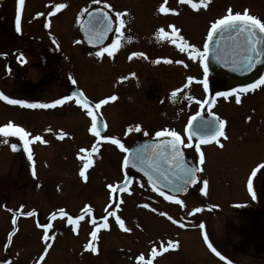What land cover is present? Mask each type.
<instances>
[{"label":"rangeland","instance_id":"374dc122","mask_svg":"<svg viewBox=\"0 0 264 264\" xmlns=\"http://www.w3.org/2000/svg\"><path fill=\"white\" fill-rule=\"evenodd\" d=\"M105 2L112 5V9L108 10L111 14L114 13V0H101L100 4L93 3V0H70L66 3L67 7L59 11L53 7L59 4L57 0H25L20 11L21 20L24 22L21 23V32L18 33L10 24L0 25V92L10 98L23 99L30 103H52L56 99L69 96L64 92V87L83 85L90 92L88 96L92 95L94 104L105 97L112 95L118 97L119 85L114 88L112 78L101 81L102 71H99L98 60L90 57L88 63L85 59L92 50L86 47L79 35V27L86 15L84 13L81 16L82 10L104 8ZM220 2L224 6L233 4L238 10H242L248 4L251 6L249 0H220ZM13 6L7 2L2 12L7 14L6 19L9 22L16 25L17 9ZM180 9L178 11L175 9L176 13L156 15V8H153L150 21L177 24L182 27L190 26L187 23H178L187 22L191 18ZM38 13L44 15H37ZM152 13L155 16H152ZM48 22L50 27L45 26ZM209 26H211L209 23H193L187 28L189 38L187 40L194 42L196 34L200 31L202 34L207 33ZM53 40L56 43H53ZM52 50L61 53V58H70L74 68L78 69L79 74L77 73L73 78L75 84L71 79L73 75L69 77L70 82L69 78L64 76L63 82L62 79L58 82L56 91L52 92L49 87L46 90L38 88L40 92L32 95V92L28 93L31 88L18 81L19 75L17 76L15 71L5 72L6 60L1 59L4 58V54L14 61L17 58V51H21L24 56H27L25 55L27 52L30 58L27 57L26 64L23 68L20 67V72H26V77H32L35 81L41 80V83L49 84L51 82L48 75H45L42 69L35 70L33 67L46 68L48 71L52 67L59 69L55 59L47 56ZM153 74L160 82L168 77V72L164 70ZM142 77L144 76L137 78L145 83L144 87H147L148 79ZM137 78L127 77L123 81L128 87H132ZM168 79L170 84L163 85L162 93L174 86L171 78ZM138 85V88H141V84ZM191 85L194 84L191 83L186 87V91L178 92L175 98L182 102L183 109H175L168 105L158 111L159 125L181 124L182 129H186L187 122L196 114L197 101L202 102L206 94L203 84L200 85L202 89L198 88L192 94L194 87ZM24 88L25 92H23ZM188 96H192L193 99L189 100ZM150 98L148 100L156 104L157 98ZM261 98L264 102V92ZM255 101L258 102L259 98ZM116 106L118 105L112 104L110 100L106 106H101L103 107L101 113L109 119L114 130H126L130 126V119L124 121L118 119L119 115L115 114ZM229 106L230 104L221 101L215 114L226 122L228 137L232 139L229 144H225L224 150H213L215 165L213 167L211 165L205 173L203 172L201 182L196 188V195L189 193L195 185L187 193L189 194L187 197L183 196V206L180 204L173 206L165 200L157 201L150 189L138 184L134 190L136 202L139 204L137 208L133 206L130 209L134 214L129 210L130 214L124 213L122 217L115 213L130 231L122 229L115 221V216H109V227L99 228L97 239L92 240L90 233L95 228L91 220L95 218L99 226L103 223L102 218L107 214L105 209L114 210L115 204L109 198L114 194L107 185L117 184L121 172L119 167L120 161L122 164L121 157L109 146L106 148L98 146L99 142L94 141L89 132L91 126L87 127L89 116L86 112L78 111L72 100L66 101L62 106L48 109H29L0 100V126L11 121L30 132L29 139L32 143L28 147L31 148L35 161V176H33L32 162L27 159L23 142L18 137L3 138L7 139L8 143L0 142V264H144L138 259L140 255H144L145 260L151 259L153 264H223L208 248L204 240L205 233L208 241L217 251L229 256V261L233 264H264V255L258 250L253 251L247 247L248 251L243 253L231 249L230 246L238 244L243 238L245 241L249 239L251 243L259 241L264 251V212L260 222H253L257 217L255 213L264 207V168L261 170L259 168L256 176L252 177L255 199L247 188L251 172L257 169L259 163L264 164V162L254 157L255 154H259L257 151L255 153L247 151L248 153L245 152L243 155H237L234 151V148L243 142L246 148L249 147L248 144L254 142V150L263 149L264 118L260 123L262 132L258 134L262 139L260 143L256 136L246 135L247 130L252 133L256 127L245 128L241 115L237 114L233 117ZM262 107L264 108V104ZM127 115H130L129 112ZM61 131L68 134L63 139L59 138ZM36 135H40L47 143L34 141L33 137ZM242 136L245 138L244 141L241 139ZM13 143L20 146L21 150L18 153L11 152L10 145ZM94 145L96 151L90 157L92 164L82 177L80 171L85 161L79 157L88 158V152L80 153V149L91 150ZM203 180L208 181L206 189L203 188ZM109 204L111 207H108ZM143 204L148 207L142 206ZM86 205L92 207L93 214L82 212ZM197 207L202 208V211L193 213V209ZM59 209H64L74 220L81 215L84 219L70 224L68 216L59 214ZM30 211H34L36 215H24ZM53 213H57L55 219H51ZM14 215L15 224L12 223ZM168 216H171L172 220L168 219ZM46 223L52 224V228L47 230L50 237L48 241L43 239L45 229L38 226ZM201 224L204 228L200 227ZM252 224L257 228L259 224L260 234ZM168 241H178V249H169L161 253V243L167 246ZM89 243L97 249L96 252L85 248ZM48 244H51L50 248H47ZM153 246L158 252L155 258L151 256Z\"/></svg>","mask_w":264,"mask_h":264},{"label":"flooded vegetation","instance_id":"af4514ba","mask_svg":"<svg viewBox=\"0 0 264 264\" xmlns=\"http://www.w3.org/2000/svg\"><path fill=\"white\" fill-rule=\"evenodd\" d=\"M57 1L59 3H64V4L70 2V0H67L65 2L63 0H57ZM114 1H115V12L116 11L127 12V15L122 17L123 19H125L126 23H125V27L121 30L124 35L120 41V47L113 52V55L111 57L108 56L107 53H104L102 57L96 55L97 52L101 51L102 47L108 46L115 39V35L113 33H109L105 39V42L98 47H91L85 44L87 48L92 50L91 52H88V56H86L87 58L85 59L88 61V63H90V60H89L90 57L92 59L98 60L99 71L100 70L102 71L101 72L102 82H104V80H110V78H112L113 87L115 88V86L119 85L118 86L119 87L118 97L115 101H112V104L116 103L118 106L121 105L119 108L118 106H116L115 114L119 115L118 119H121V121L130 119V124H129L130 126L126 130H114L109 123V119L107 117H104L101 113L103 111V107H101L102 108L101 110L94 108L93 114L97 115L101 119V121L104 123V133L101 135V137L117 138L127 148L131 149L137 142H142L146 140H160V139L164 140L165 138H157L155 136V133L157 131L167 128V129H173L179 132L185 142V146H182V152H183L184 159L193 167H198V168L203 169L202 171L198 172V183L189 192L192 195H196L197 194L196 188L199 186V183L201 182V179L203 177V172L205 173V171L208 170V168H210L211 165L212 167L213 165H215V158H214L215 151L213 150H219V151L224 150L225 144L226 143L229 144L232 138L228 137V134H227L228 126H227V128L224 127V132L227 138L225 139L223 136H219L216 138L217 140H219V144L216 142V140H211L208 143L200 144V151L204 154V163L201 165L199 162L200 153L195 151V147H194L195 144L199 143L200 141L193 139L192 141L193 147H186V145L188 144V140H187L188 132L186 131V129H187V125L189 121L186 124L185 130L182 129L181 124L171 125V124L165 123V124L159 125V122L157 121V119H159L158 115L160 114H157L158 111H160L161 109L165 108L168 105H170V107H174L175 109H178V108L183 109L182 102L180 103L176 99L173 100L171 96L172 92L177 89H181V91H186V88L184 87V85L186 84L187 77L191 76L195 78L192 82L194 85H191L194 87L193 92H192V94H194V92H196L197 89L200 88V85L202 86V83H198L197 81H202L204 78L202 62L200 60L193 61L189 59L187 52H181L179 50V47L177 46V44H179L180 42L178 41L177 44H173L170 40L166 38H162L159 33V29L164 28L165 32L172 35V29L170 26H175L176 28L180 30L179 34L182 35L188 43L195 45L196 47L202 50L203 44L207 42V33L210 29V26L207 29V33L202 34L200 31L198 34H196L197 36L194 38V42H191L190 40H187L189 38H188L186 31H187V28H190V26L193 23L211 24L214 20L219 19L223 15H225L229 7L232 8L233 12H241V13L244 11V9H248L250 11V14L257 16L262 21H264V0H249L251 6H249L248 4L242 10L236 9L233 4H227L224 6L223 4H221L220 0H210V3L208 4V7L206 9L201 8L198 11L193 10L190 7V5L181 3L180 0H167L166 5H165V0H114ZM7 2H10V6L14 5L13 7L18 10L17 0H9V1L3 0L0 6V14L2 13L0 16V25L1 23L7 24V25L10 24V26L16 30V25H13L11 22H9L6 19L7 14L2 12L4 11V5L6 6ZM161 6H166L171 9L173 8V9H176L177 11L178 9L181 8L180 10H183L185 14L191 16V18H189L187 22L181 21L178 23H187V24H190V26L185 25L186 26L185 28V26L182 27L177 24L173 25V24H165V23H160V22L153 23L152 20L150 21V18H151L150 14L153 8H156V15H162V13L159 11V8ZM99 8H102V7H99ZM105 10H107L110 15H114V13L111 14V11H109L108 9H105ZM153 15L154 14L152 13V16ZM192 17H195V18H192ZM21 23H24L23 20H21ZM21 53H22L21 51L16 52L17 58H15L14 61L5 57L7 55L4 54L3 56L4 58H1L2 60H6V65H5L6 71L5 70L4 71L6 73L7 72L12 73V71H15L17 73V76L19 75L18 81L19 82L21 81L22 83L26 84L27 87L31 88V90L29 91L27 90V91L28 93L32 92V95H37L38 92H40L38 88H44L46 90L49 87L51 91L54 92L56 91L58 82L61 81L60 79H62V82H63L64 76H67L69 78L73 75V77H71V79L73 80L74 75H77V73L79 74L78 69L74 68V65L72 64L70 58L68 59L65 57H64L65 59L61 58L60 57L61 53L59 54L55 50H52V52L50 51L51 54H47V56L50 59H53V58L55 59L56 61L55 63L57 65L59 64V69L52 67V69L49 68V71H48V69L46 68L33 67L35 70L42 69L43 73H45V75H48L49 81L51 83L43 84L41 83V80L35 81V79L32 77H26L27 76L26 72H20V67L23 68V66L26 64V62H22V59L27 61V57L30 58L27 52L25 53V55L27 54V56H24V54L22 53L23 57L21 58L20 57ZM132 53H143V55L142 56L140 55L132 56ZM166 60H170L172 62L167 63L165 62ZM156 61H159V63H157ZM176 61H183V63H176ZM185 64L187 65V67H185ZM161 70L168 72V77L171 78L170 80H172L173 85H174L172 86L171 89H167L163 93H162V87L164 88L163 85L165 83H167V85L170 84L168 77L165 80L160 82L159 79L156 77V75L153 74V72H157ZM193 71L195 73H192ZM36 75L37 74H35V76ZM58 75L60 76V78ZM111 75H114V76L111 77ZM125 75H127V77H133V78L144 76L142 78L148 79L147 82H149L148 83L149 85H147V87H144L145 83L143 81L142 82L139 81L141 80L140 78H137L134 85L132 87H128V85L125 84L123 81L127 78L125 77ZM145 76H148L149 78ZM261 78H264V73L261 75V77L257 81H259ZM71 79L69 78V82L71 81ZM138 83L141 84V88H138L139 87ZM66 87L67 88L64 87L63 89H64V92H66V94H68L69 96L71 95V92L73 89H79L84 94V96L88 98L89 101L91 102L93 101L91 97L92 95L90 94V97L88 96V93L90 92L86 88V86L71 85V86H66ZM200 89H202V87ZM25 90L26 89L24 88L23 92H25ZM101 92H102V88H101ZM218 92H228L231 94L225 98L223 96H216V93ZM263 92H264V85H259L257 88L250 89L246 92H233V90H225L222 88H218L214 80H211V77L208 73V91L206 92L203 101L207 100V98L209 97H212V100H214L215 103L212 104V109L210 110L206 108V104H203V107H201V104H197L196 114L193 116H196L197 113L203 112V110L205 111L204 113L205 117H207L210 113L215 114L219 107V103L221 101L225 102L228 105L230 104L229 109H231L230 113L232 114L233 117L234 115H237V114L241 115L242 121L245 122L244 123L245 128L249 129L252 127L253 128L256 127L254 128L252 133H250V130H247L246 135L256 136L257 139L261 143L262 139L258 137V134L262 132V130H260L261 129L260 123L261 121H263V118H264V108L262 107L264 102L261 98V95L263 94ZM104 93L105 92H103V94ZM142 94L143 96H141ZM184 94L185 92L183 93V95ZM237 95L240 96L239 103L236 102ZM150 97H152L153 99L157 98L156 104H153L150 102L151 100H148V99H151ZM256 98H259L258 102L255 101ZM72 102L76 104V108L78 109V111L86 112V110L82 109L81 106L77 104L74 99L72 100ZM92 104L94 105V103ZM102 106H106V104ZM122 106L124 110L123 112H122ZM107 108L108 107H106V109ZM128 112L131 116L127 115ZM87 118H88L87 127L89 128V125L91 126V123H92L91 117H87ZM256 123L257 125H255ZM137 125H140L141 127L140 132L135 131V127ZM129 128H132L133 131L128 132L127 130ZM89 132L92 138L94 139V141L99 142V145H98L99 147H102V148L103 147L106 148L107 146L111 147L118 154V156H120L122 159V164H121V161L119 164V167L121 168V172L119 173L120 177L115 186H118L122 182H124L126 175L127 177L132 178L131 185L128 187L127 190L123 192H118V193L112 192L114 196L109 197L113 201V204H115L114 211L116 214H118L119 216L124 215V213L134 214L133 212H130V209L133 206L137 208L139 204V202H136L137 197H135L136 194L134 190L135 186H137L138 184L145 185V187L148 190L150 189V191L153 193L152 194L153 197L157 201L165 200L166 202H168L170 205H173V206L178 204L175 202V200L165 199L164 196L160 195V192L151 188L148 185L147 181L141 175L136 174L133 170L129 168L125 169L123 167V159L127 155V153L123 152L117 145L112 144L109 140L101 139L100 137L95 136L90 130ZM145 132H147L148 135H144ZM241 139L242 141L245 140L243 136L241 137ZM221 145L223 146L221 147ZM254 145L255 143L253 142L252 144H248L249 147L246 148L243 142L238 147L234 148V151L236 152L237 155H243L245 152L248 153L249 151H251L252 153H255L257 151L259 154H255L256 156L254 157H258L262 159V161L264 162V147L263 149L259 148V150H254L255 148ZM258 165H262V163H259ZM188 195L189 194H187L184 197H187ZM184 197L176 198V199L182 200V198ZM120 201H123V202L120 203ZM118 203H119V208L116 207ZM128 210L130 213L128 212ZM263 212H264V207L261 210H259L257 213H255L256 214L255 216L257 217L253 219V222H256V223L260 222ZM93 213H94V210L92 211L91 214ZM252 227L256 228L258 234H260L261 228L259 224H258V228L256 227L255 224H252ZM261 245L262 243H260L259 241L258 242L252 241L251 243L249 242V239L245 241L242 238L240 239V242L238 244H232L230 246H231V249L234 248L235 250H238L243 253H246L249 248L250 250H253V251L258 250L260 254L264 255V251L262 250ZM221 255L225 257V259L222 260L220 257L216 255L214 256L217 260H219L220 262H223V264H228L230 257L225 254H221ZM231 264L233 263L231 262Z\"/></svg>","mask_w":264,"mask_h":264},{"label":"snow or ice","instance_id":"6c2138e0","mask_svg":"<svg viewBox=\"0 0 264 264\" xmlns=\"http://www.w3.org/2000/svg\"><path fill=\"white\" fill-rule=\"evenodd\" d=\"M181 3L190 5V7L193 10H200L201 8L206 9L208 7V4L210 3V0H180ZM93 3L100 4L101 0H93ZM25 4V0H17L18 10L17 15L15 17L16 21V31L19 33L21 32V15L20 11L22 10L23 5ZM167 4V0H165V5ZM57 11L67 7L64 3L55 4L53 6ZM105 9H112V5L105 2L104 8H97L93 11H88L87 8L82 10L81 16L84 13H87L88 21L87 25H81L82 28L85 30V34L89 36V42H95L97 44H100L103 42V40L107 37L109 33H113L115 35V39L106 47H102L101 51L97 52V56H103L104 53H107L108 56H112L113 52L117 50L120 47V41L123 38V32L121 31L125 27V20L122 18L127 15V12H114V15H110L108 11H105ZM159 11L161 13L167 14L169 12L176 13L175 9L168 8L166 6H161L159 8ZM54 15L55 13H50ZM37 15H44L43 13H38ZM46 27H50V22H48ZM172 29V35L165 32L164 28L159 29V33L162 38H166L170 40L173 44H177L179 41L180 43L177 44L179 47V50L181 52H187L189 59L196 61L200 60L203 64V80L197 81L198 83L203 84L204 91H208V72H209V66L207 63V60L209 58V46L210 43L214 40V37L217 34H220L223 38L224 34L228 35V39L236 41V48L230 53L232 56V62L236 65L237 68L242 70H251L256 66L258 62H260V59L264 58V49L261 48V45L264 44V21H262L260 18H258L255 15L250 14V11L248 9H244V11L241 12H233L232 8L229 7L227 9V12L225 15H223L221 18L214 20L211 23L210 29L207 33V42L203 44L202 50L195 45H192L188 43L185 38L180 35V30L176 28L175 26H170ZM242 38V40L240 39ZM130 39V38H129ZM53 43H56L55 40H53ZM225 52L224 49L220 48L218 44V53H217V59L221 58V53ZM6 55V54H5ZM142 56L143 53H132V56ZM20 57H23V54H20ZM131 58V57H130ZM22 62H26V60L22 59ZM159 63V61H156ZM165 62L171 63L172 61L166 60ZM176 63H183V61H176ZM185 67L187 65L185 64ZM10 70V69H9ZM134 75V74H133ZM194 77H187V84L184 85V87H188L194 80ZM72 83L75 84L76 81L73 79ZM259 85H264V78H261L259 81H257L255 84L247 85L245 88L241 89H234L233 92H246L250 89H255ZM181 91V89H177L172 92L171 96L173 100H175L177 96V92ZM231 93L228 92H218L216 93V96H223L227 97ZM74 97L76 98V103L81 106L82 109L86 110V113L89 117H91V128L90 131L97 137H100L101 139L109 140L112 144L117 145L123 152L127 153V155L123 159V167L127 169L129 166L133 168H139L141 171L144 172V175L148 177L149 183L153 185L154 190L158 189V184L156 180V176H163L164 180L168 181L169 183H174L176 187L177 192H186L187 187L186 185H193L196 184L198 181L197 173L202 171V168L198 167H190L187 162L184 160L183 152H182V146H185L184 139L182 138L181 134L173 129H163L160 131H157L155 133V136L157 138H165L162 143L154 144V145H142L139 148H136L135 150H130L127 148L121 141L117 138L112 137H101L100 132L97 130V115L93 114V109H99L102 105L107 104L110 100L115 101L117 97L115 95H112L110 97H107L105 99H101L98 103L92 104L91 101L88 100L86 96L82 92L80 93H73L70 96H64L62 98L56 99L52 103H30L23 99H13L10 98L8 95H5L3 92H0V100L6 101L10 105H19L21 107L29 108V109H48V108H54L56 106H62L66 101L73 100ZM189 100H192V96L187 97ZM81 100H83V103H81ZM236 102H240V96H236ZM198 104H201V107H203V104H214L215 101L212 99L205 100L203 102L197 101ZM197 118H200L203 121V128L206 130L207 134L204 132H195L193 131L194 124L193 121L197 120ZM226 122L222 119H220L218 116H216L214 113L212 114V120L210 121H204L203 117L200 116V113H197L196 116H193L191 120H189L186 131L188 132L187 140L188 144L186 147H193L192 141L194 137H197L199 139V143L195 144V151L199 152V162L202 165L204 163V154L200 151V144L202 143H208L211 140H216V142L219 144V140L216 138L219 136H223L225 139L227 138L224 132ZM106 127V125H105ZM47 131H51V129H47ZM128 132H132L133 129L129 128L127 130ZM136 132L141 131L140 125H137L135 127ZM67 133L61 131L59 133V138L63 139ZM144 135H148L147 132L144 133ZM31 136V133L26 131L23 127L18 126L14 124L13 122H8L7 124L0 126V142L8 143L7 137H18L20 141L24 144V151L27 154V159L32 162V174L35 176V161L33 158L32 150L28 147L30 143H32V140L29 139ZM34 141H39L41 143H47V141L43 140V138L40 135H36L33 137ZM223 145H221L222 147ZM13 150H16L17 145L12 144L11 145ZM96 151V146L94 145L91 150H87L84 148L80 149V153L88 152V158L84 156H80L79 158L81 160H84L83 169L80 171V175L82 177L85 176V170L89 168V166L92 164V160L90 159L93 152ZM134 152V155H133ZM259 168H264V164L258 165L257 169H253L251 172L250 178L247 182V188L248 191L252 194L253 199H255V192L253 191V181L252 177L256 176L257 170ZM168 173H171L172 176L175 177V181L169 179ZM86 178V177H85ZM128 177L125 176V182H122L120 185L115 186L113 184L107 185V187L114 193L123 192L128 189V183H127ZM203 188L206 189L208 186V181L203 180L202 181ZM143 186V185H141ZM203 190V189H202ZM206 194V193H205ZM160 195L164 196L165 199L168 200H175L176 203L180 205H184V202L182 200L176 199L174 196H168L165 195L163 191L160 192ZM118 198V197H117ZM123 201H120L122 203ZM144 207H148V205H143ZM239 207L240 205H236ZM108 207H111V204H109ZM117 208H119V203L116 205ZM11 211V209H9ZM93 211L92 207L89 205H86L85 208L82 210L83 213L91 214ZM106 216H104L103 223L97 226V221L95 218L91 220V223L93 224L95 230H93L90 235L92 240L97 239V232L99 231V228H105L107 229L109 227L108 224V217L109 216H115L116 222L120 225L122 229L125 231H130V229L125 228L124 221L115 214V211H108V208L105 209ZM155 211V209H153ZM202 211V208L197 207L193 209V213H199ZM59 214L62 216H68V214L65 212L64 209L58 210ZM161 215L167 216V213H160ZM24 215L27 216H34L36 213L34 211H30L27 213H24ZM57 213H53L51 216V219L56 218ZM84 216L81 215L74 220L71 216H68V223L75 224L77 220H83ZM168 219L172 220L171 216H168ZM175 222V221H173ZM12 223H16V217L13 216ZM39 227H42L45 229V233L43 236V239L45 241H48L50 239L47 230L52 228L51 223H46L43 225H39ZM201 228H204V225H200ZM204 240L207 243V246L211 251L218 257H220L222 260L225 259L221 255L219 251L213 246L211 242L208 241V236L205 233ZM51 244L47 245V248H50ZM179 242L178 241H168L167 246H165L163 243L160 245V250L162 252H167L169 249H178ZM86 249H90L93 252H96L97 249L91 244L85 245ZM46 254V251H45ZM158 254L157 248L153 246L151 249V256L155 258V256ZM43 259V257H41ZM140 261H143L144 264H153L151 259L145 260L144 255H140L138 257ZM228 264H231L229 261Z\"/></svg>","mask_w":264,"mask_h":264},{"label":"water","instance_id":"95a60500","mask_svg":"<svg viewBox=\"0 0 264 264\" xmlns=\"http://www.w3.org/2000/svg\"><path fill=\"white\" fill-rule=\"evenodd\" d=\"M3 0H0V6ZM88 16H86L85 21L83 22V25H87ZM80 34L83 38V40L86 42V44L94 47H98L102 45L105 42V39L102 43L97 44L95 42H89V36L85 34L84 28H80ZM242 40V38H240ZM236 41L228 39V35L224 34L223 38L220 34H217L214 37V40L210 43L209 46V58L207 60L208 66H209V74L211 75V80H214L216 86L218 88H222L225 90L230 89H238V88H244L247 85L254 84L264 73V58L260 59V62L256 64L254 68L251 70H242L236 67L235 64L232 62V56L230 53L236 48ZM218 44L220 48L224 49L225 52H222L221 58L217 59V53H218ZM261 48L264 49V44L261 45ZM81 91L78 89H73L71 92V95L73 93H80ZM78 97H74L76 100ZM212 99V97H209L207 100ZM81 103H83V100H81ZM207 109L212 108V104H206ZM205 111L200 113V116L203 117L204 121H210L212 120V113L209 114L207 117L204 116ZM194 128L193 131L195 132H204L207 134L206 130L203 128V121L200 118H197V120L193 121ZM97 130L100 132V134L104 133V123L101 121L99 117H97ZM193 139L198 140L197 137H194ZM163 139L160 140H146L142 142H137L131 150H135L136 148H139L142 145H154L162 143ZM17 145V144H16ZM11 152L18 153L20 151V147L17 145L16 150H13L10 146ZM134 155V152H133ZM185 160V159H184ZM186 161V160H185ZM187 162V161H186ZM187 164L190 167H193L188 162ZM128 168L132 169L134 172L140 174L147 182L148 184L153 187L151 183L148 181V177L144 175V172L141 171L138 167L133 168L129 166ZM169 179L175 181V177L171 175V173H168ZM156 176L157 184H158V191H163L165 194L169 196H174L176 198L185 196L196 184L193 185H186L187 191L186 192H177L176 187L174 183H169L168 181L164 180L163 176ZM198 177V173H197ZM132 178L129 177L127 180L128 186L131 184Z\"/></svg>","mask_w":264,"mask_h":264}]
</instances>
